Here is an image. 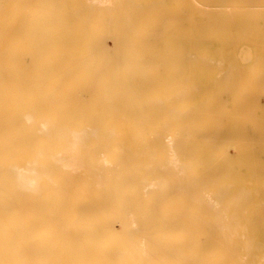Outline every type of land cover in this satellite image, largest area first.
I'll use <instances>...</instances> for the list:
<instances>
[{
    "label": "bare ground",
    "instance_id": "obj_1",
    "mask_svg": "<svg viewBox=\"0 0 264 264\" xmlns=\"http://www.w3.org/2000/svg\"><path fill=\"white\" fill-rule=\"evenodd\" d=\"M162 1L0 0V264H252L264 0Z\"/></svg>",
    "mask_w": 264,
    "mask_h": 264
},
{
    "label": "rangeland",
    "instance_id": "obj_2",
    "mask_svg": "<svg viewBox=\"0 0 264 264\" xmlns=\"http://www.w3.org/2000/svg\"><path fill=\"white\" fill-rule=\"evenodd\" d=\"M162 1V0H161ZM160 0H159V2H161ZM173 1V2H172ZM175 1L176 0H164V1H162V4L161 3H159V2H155L151 7V10L152 9H154L155 8V6H159V9H158V18H155V16L156 15H154V14H156V11H155V13H154V11H152L153 13H152V16H154L153 18L155 19V20H153L154 22V29L150 32V34H149V36H150V39L152 40L151 42H153V44L155 43L157 46L155 47V48H150V49H148V51H149V53H146L145 54V56H146V59H147V61L151 58L152 60L153 59H156V62H161L162 60H161V58L162 57H164V56H166L167 54H168V49L167 48H165V46L167 47V43H168V39H167V41H166V39L165 38H163L164 36L163 35H165L166 36V38L167 37H169V35L170 34H172L173 35V32H175V31H177V30H179V28L177 29V28H175V27H181L182 28V30H184V31H180L179 30V32H181L183 35L186 33V21H185V17L183 16V20L182 21H184L183 23H181V24H179L180 22H182V21H178L177 20V18L175 17V18H173V16H170L171 15V13H170V10H175V11H173V12H176V8H175ZM168 2V3H167ZM167 3V4H166ZM164 4V5H163ZM163 7L162 9L160 8V7ZM154 7V8H153ZM156 8L154 9V10H156ZM167 10V12H166V16H167V18H170L171 17V19H173V20H177V24H179L178 26L175 24V23H171L170 22V20L171 19H168L166 22L164 21H162V22H160L159 21V14H161V11L162 12H164V11H166ZM169 12V13H168ZM172 12V11H171ZM173 12H172V14H173ZM164 14V16H165V12L164 13H162L161 15H163ZM169 14V15H168ZM169 16V17H168ZM157 17V16H156ZM161 19V18H160ZM157 20V21H156ZM170 22V23H167V22ZM174 22V21H173ZM160 23H161V25L162 26H164V24H165V28L164 27H162L161 25H160ZM161 27H160V26ZM158 26L160 27V29H158ZM171 30H170V29ZM169 29V30H168ZM177 29V30H176ZM166 30V31H165ZM175 30V31H174ZM111 31V30H110ZM158 31V32H157ZM164 31V32H163ZM254 31V30H253ZM168 32H169V35H167L168 34ZM177 34V33H176ZM179 34V33H178ZM153 36H155L156 38H157V40L156 41H153ZM175 38V37H174ZM174 38H173V41H174ZM165 39V40H164ZM177 39H179V37L178 38H175V40H177ZM184 40H185V38L183 39V42H184ZM178 42V44H179V42H180V39L177 41ZM107 44H108V54H109V57H110V59L111 58H115V59H117V60H120L119 59V57L121 56V49H119L118 47H117V45L115 44V42H114V39L113 38H107ZM166 49V50H165ZM158 50H159V52H158ZM123 51V50H122ZM157 53V54H156ZM152 55H156L154 58H152ZM160 72H161V74H163V75H165L164 74V71L162 72V70L160 69ZM261 135H263V133H261ZM258 136H260V134H258V135H256V137L257 138H259ZM240 246L241 247H245V243H244V241L243 242H241L240 243ZM253 247H254V249H252V250H246L247 251V253L248 254H250V256H249V260H250V262L252 263V264H264V260L263 259H260V257L261 256H263L264 255V240H262V242L261 243H258V244H254L253 245ZM259 247H261V250H258V248Z\"/></svg>",
    "mask_w": 264,
    "mask_h": 264
}]
</instances>
